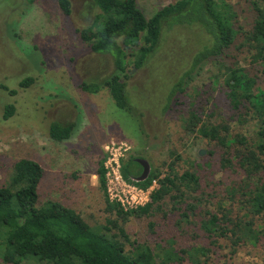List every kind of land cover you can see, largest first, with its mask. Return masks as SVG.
<instances>
[{"label":"rangeland","instance_id":"1","mask_svg":"<svg viewBox=\"0 0 264 264\" xmlns=\"http://www.w3.org/2000/svg\"><path fill=\"white\" fill-rule=\"evenodd\" d=\"M69 1L71 13L66 16L56 0H0V108L15 107L8 120L0 116V187L9 184L17 161L33 160L43 169L37 189L39 203L59 202L99 229L108 219L96 176L99 163L103 161L106 173L112 176V170H117L125 183L142 189L146 187L136 179L124 176L125 166L139 159L149 164L148 177L156 169L165 173L170 164L179 174L196 172L203 179L202 190L210 195L206 208L212 211L244 175L236 162L222 164L224 149L216 142L187 132L185 120L194 109L202 121L209 115L212 124H226L231 136L257 142V120L244 116L241 107L238 112L244 122L239 123L225 99V67L244 69L256 79L257 87L264 89V71L250 62L243 46L238 47L241 35L236 50L220 63L222 66L207 63L182 94L170 99L172 86L189 69L205 39L196 27L164 28L156 52L140 69H127L130 114L116 107L106 88L96 93L80 88L83 83L103 84L115 66L110 55L93 53L80 37L97 9L89 0ZM176 1L137 0L147 18ZM221 1L232 6L237 30H248L254 18L251 0ZM28 78L32 79L30 85L20 88V82ZM53 122L74 125L70 138L59 143L51 140L49 126ZM239 198L233 200L235 213ZM170 208L171 203L164 214L151 218H129L124 228L130 243L152 247L155 242L166 246L173 240L176 250L208 249L205 264H264V214L254 217L258 241L233 248L226 238L204 235L197 227L198 214L177 226L179 213ZM124 248L129 251L130 245L126 243ZM0 264L6 263L0 259ZM181 264L191 263L186 259Z\"/></svg>","mask_w":264,"mask_h":264},{"label":"trees","instance_id":"2","mask_svg":"<svg viewBox=\"0 0 264 264\" xmlns=\"http://www.w3.org/2000/svg\"><path fill=\"white\" fill-rule=\"evenodd\" d=\"M56 1L63 14L70 15V1ZM89 1L97 12L91 24L80 31V37L93 53L110 55L115 70L103 84L83 83L80 88L89 93L106 88L120 110L130 114L132 111L126 92L127 69H140L156 52L164 28L196 27L205 39L189 69L172 86L170 99L182 94L188 82L207 63L222 66L220 63L236 50L239 35L242 44L238 47L243 46L250 54V62L264 71V0H251L254 18L246 31L237 30L232 6L221 0H177L149 18L137 0ZM224 69L225 99L236 112L239 123L244 122L243 115L257 120V142L252 144L243 136H231L226 124H212L209 115L202 121L194 109L185 120V130L216 142L224 149L222 164L236 162L241 168L244 177L227 189V199L220 200L212 211L207 209L210 195L202 190L203 179L189 170L179 174L170 164L165 173L156 169L146 181L138 183L148 187L155 181L156 188L150 193L147 204L126 212L107 200L105 169L101 161L96 176L104 193L108 219L106 225L95 229L59 202L39 203L37 189L43 169L33 160L20 159L13 166L9 184L0 187V259L6 264H22L29 260L37 264H181L186 259L191 264H205L209 250L204 247L176 250L172 247L173 240L166 246L155 242L152 247L147 243H130L124 228L129 218L164 214L170 203V210L179 213L181 221L176 222L177 226L181 222L188 223L189 217L198 214L201 219L197 227L208 238H226L233 248L243 243H256L258 232L254 231V217L264 214V89L257 87L256 79L244 69ZM31 82L28 78L19 86L24 88ZM8 92L16 94L14 90ZM241 107L245 110L243 115L238 112ZM14 112L13 104L0 108L3 120L11 118ZM73 128L71 124L53 122L49 126V137L54 142H63L70 138ZM137 168L135 161H131L125 166L124 176L135 179ZM237 195L240 204L235 213L232 204ZM149 226L153 227V222H149ZM126 243L130 245L129 251H125Z\"/></svg>","mask_w":264,"mask_h":264},{"label":"built area","instance_id":"3","mask_svg":"<svg viewBox=\"0 0 264 264\" xmlns=\"http://www.w3.org/2000/svg\"><path fill=\"white\" fill-rule=\"evenodd\" d=\"M113 160L114 159H112V161ZM104 168L107 169L106 166ZM106 169L105 187L107 192V199L110 203L117 204L118 206H120V208L127 212L135 210L138 207H142L150 201V193L156 188L155 181H153L148 188L146 187L141 189L135 187V185H129L125 183L117 170H112L113 175L111 176V173H106Z\"/></svg>","mask_w":264,"mask_h":264},{"label":"water","instance_id":"4","mask_svg":"<svg viewBox=\"0 0 264 264\" xmlns=\"http://www.w3.org/2000/svg\"><path fill=\"white\" fill-rule=\"evenodd\" d=\"M136 163H139L140 164V166H141V168H142V174H141V176L139 177V178H137L135 181L137 182V183H139V182H143V181H145L146 179H147V177H148V175H149V172H150V166H149V164L146 162V161H144V160H137V161H135Z\"/></svg>","mask_w":264,"mask_h":264},{"label":"flooded vegetation","instance_id":"5","mask_svg":"<svg viewBox=\"0 0 264 264\" xmlns=\"http://www.w3.org/2000/svg\"><path fill=\"white\" fill-rule=\"evenodd\" d=\"M137 160H139V159H134V161H137ZM136 164L138 165V168L136 169V178L135 179L139 178L142 174V168H141L140 164L139 163H136Z\"/></svg>","mask_w":264,"mask_h":264}]
</instances>
